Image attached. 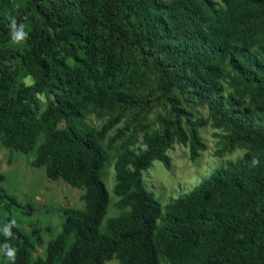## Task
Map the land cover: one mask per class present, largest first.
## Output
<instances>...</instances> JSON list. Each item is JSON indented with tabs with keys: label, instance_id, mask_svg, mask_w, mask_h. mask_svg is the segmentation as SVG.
I'll use <instances>...</instances> for the list:
<instances>
[{
	"label": "trees",
	"instance_id": "obj_1",
	"mask_svg": "<svg viewBox=\"0 0 264 264\" xmlns=\"http://www.w3.org/2000/svg\"><path fill=\"white\" fill-rule=\"evenodd\" d=\"M22 1L8 16L0 4V144L34 153L32 168L83 190V207L60 210V231L45 244L43 256L33 258L43 244L40 229L30 225L27 234L16 223L12 238L3 234L14 210L28 218L33 207L5 190L0 172L5 212L0 246L17 249L15 264L112 259L118 264H161V259L166 264H264V68L245 40L248 23L264 16V0H222L220 16L211 0L184 3L196 18L185 36L168 24L181 16L166 11L160 0ZM13 18L28 34L21 50L10 46ZM65 59L76 64L68 66ZM240 64L245 70L233 78L235 95L219 97L218 81ZM138 66L148 72L137 93L106 84L114 75L120 85L130 83L127 71ZM20 72L34 79L35 89L64 94L36 112L26 101L33 89H17ZM154 106L164 115L155 116L157 128L151 130ZM197 106H206L214 129L227 132L229 149L247 152L167 204L163 213L144 187L142 172L154 161L168 168L167 151L174 144L187 148L191 161L205 151L199 128L206 122L195 117ZM89 115L105 119L99 129L87 123ZM138 134L144 149L136 153ZM102 141L107 149L118 143L119 150L112 190L119 213L104 225L110 197L102 180L107 162ZM0 264H11L4 251Z\"/></svg>",
	"mask_w": 264,
	"mask_h": 264
},
{
	"label": "rangeland",
	"instance_id": "obj_2",
	"mask_svg": "<svg viewBox=\"0 0 264 264\" xmlns=\"http://www.w3.org/2000/svg\"><path fill=\"white\" fill-rule=\"evenodd\" d=\"M3 1V2H2ZM166 11L171 13H178L180 19L171 18L168 24L173 29H178L181 34L185 36V28H195L196 18L192 8L185 9L184 3L192 4L195 0H160ZM213 2V9L218 16L224 11L222 0H211ZM3 6V13L5 16L10 15L23 6L22 0H0ZM205 17L209 16V11H204ZM209 18V17H208ZM245 40L248 44V50L254 58L264 68V16L253 18L247 25V34ZM23 41L10 42L13 49L21 50ZM68 66H74L76 63L69 59H65ZM99 72L102 66L99 62L96 63ZM125 69L124 65L121 67ZM245 66L240 64L235 71L227 69L224 77L218 81L217 94L219 97L226 98L229 94L235 95L236 85L233 83V78L239 72L244 71ZM127 72L131 73V81L126 85L122 83L118 75L112 76L106 80V84H113L119 91L125 93H137L142 89L147 78V68L145 66L134 67ZM18 90L23 87L33 89L30 96L26 99L30 102V106L36 112H40L49 102L54 101L57 97L64 94L63 90L58 89H45L37 90L34 88L35 81L29 75L20 72L17 75ZM157 114H163L159 106H154L150 110L149 121L151 130L157 128L154 122ZM195 117L206 124L199 128V135L202 142L205 144V151L200 156L191 161L189 159L187 148L174 144L167 151L169 157V167L165 168L159 161H154L152 166L142 172V182L147 191L154 194L158 200L162 212H165V206L174 202L177 198L184 196L196 187L204 179L208 178L214 171L224 168L227 163L235 162L242 158L247 152L242 148L229 149L224 140L227 132L223 129H214L212 121L207 112L206 106H197L195 108ZM105 119H96L94 116L87 117V123L95 129H99L104 123ZM119 127L121 124L118 125ZM114 130L109 133V136L114 134ZM42 140V136L38 138V143ZM102 146L107 155V162L102 171V180L109 193L110 204L107 209L105 221L118 215L119 211L115 207L118 198L113 195V187L115 185V174L113 164L116 159L118 150V143L111 149L106 148V141H102ZM144 149L141 143V134H138V140L133 147L136 153ZM34 153L24 155L19 152L7 150L0 144V172L5 176L3 187L9 193L14 195L21 202H29L33 207L32 214L25 218L21 213L14 210L12 212L13 218L16 220L17 225L21 228L22 232L29 234L30 225L40 229L43 244L36 246V256H43L45 244L54 238L60 231V224L62 216L60 210L63 207H71L80 209L83 207L81 196L83 190L72 188L62 180L52 181L47 179L43 168H32L29 165ZM5 212L0 204V228L4 222ZM45 229H50L47 232ZM3 248L0 246V262L2 259ZM161 264L166 262L161 259ZM106 264H118L116 259H112Z\"/></svg>",
	"mask_w": 264,
	"mask_h": 264
},
{
	"label": "clouds",
	"instance_id": "obj_3",
	"mask_svg": "<svg viewBox=\"0 0 264 264\" xmlns=\"http://www.w3.org/2000/svg\"><path fill=\"white\" fill-rule=\"evenodd\" d=\"M25 26L24 24H17V21L15 18L11 20V35L12 39L14 41H22L26 39L27 37V32L24 30ZM259 161L254 157L253 158V165L255 166L258 164ZM13 226H16V220H12L10 223H7L4 225L2 231L5 237L12 238L13 237V232L12 228ZM3 251L4 255L6 256L7 260L11 262V264H15L16 256H17V249L12 247L10 244L5 243L3 245Z\"/></svg>",
	"mask_w": 264,
	"mask_h": 264
}]
</instances>
